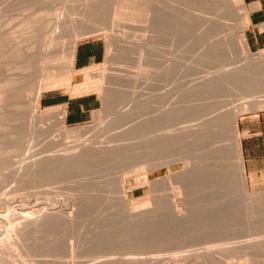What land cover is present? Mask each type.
I'll list each match as a JSON object with an SVG mask.
<instances>
[{
    "label": "rangeland",
    "instance_id": "1",
    "mask_svg": "<svg viewBox=\"0 0 264 264\" xmlns=\"http://www.w3.org/2000/svg\"><path fill=\"white\" fill-rule=\"evenodd\" d=\"M163 1L164 0H0V40L3 41L2 39L5 38L4 40L6 41H3L4 43L2 42L0 45V52H5L8 47H17V50L9 53L7 58L0 55V80H2L6 74L7 77L8 75L13 77L15 74L17 75V77L14 76L17 79L16 85H21V76L18 74H23L24 72L22 65H24L23 62L25 58V48L23 47L25 43L23 42L27 39V36H30L28 35L30 31L33 32L34 30L37 32L33 33L36 34L34 37H37V39H40V37L45 34L46 29L44 28H47L46 21H48L49 18H46V10H50L48 12L50 14L52 13L50 16L51 18L56 16L55 18L58 17V19L65 23V25L64 23L61 24L58 30H56L57 32L54 33L55 35L53 34V38L56 39L52 45L53 54H56L53 55V57L55 58L61 53L58 55L60 57L57 56L55 59L53 58L56 61L55 64L62 63L60 59L62 55H64V51L69 49L68 47H70L71 40L76 36L77 39L79 38L77 44L84 40L96 38L101 39L105 44L104 60L92 68V73L90 75H87L84 71L82 72V70L75 71L72 80V84L79 83L83 80L84 75L85 78L91 76L95 80L101 77L104 79V85L100 88L101 90L92 92L100 98L101 106L93 112L92 119L89 122L78 125H67L65 121H63L62 124L55 120L45 121L44 119H39V121L36 117L34 118L35 115L33 112H30L32 111L30 106L29 109L26 108L27 114H24L25 116L22 121H19V124L22 126L21 129L15 130V128L18 127V120L16 119L12 122H2V124L4 123L5 125H3L4 127H8V130L2 131L3 129L1 130L0 128V131H2L0 132V144L3 145H0V158L5 160L0 163V166L3 167V169L1 168L0 170V257L3 256L5 259H8V261L9 259L13 260V258H15L14 260L17 261V264H117L119 261L124 260L123 257L126 259L128 258V260L125 259L126 261H135L134 263L132 262L133 264L136 262L144 263L146 260L147 264L150 263V261V264H176L174 261L182 260L184 257L183 255L186 254L188 257L186 258L185 256L187 262L184 261L180 264H264V242H261L264 238V154L258 152L256 153V156L259 157L257 161H246L244 146L246 143H251L253 139L246 140L249 138V134L241 131L240 128L242 123L254 120L256 116L262 115V120L252 127L260 129V132H264V108L259 107V109L257 106L258 103H256L254 107L249 105L254 103L255 100L259 103L264 100V80H261L262 82L260 81V84L252 88L250 87L251 84L247 82L248 89L244 87H247L246 84L240 85L237 88H234V86L228 87L225 84L226 88H224L226 90L227 88L230 89H228L227 92H222L223 96L220 95L221 98H219L220 96L218 97L224 105L218 104L216 108L221 106L224 107L225 110H231L235 105H246L250 109V111L243 113L238 120V128L241 136L240 147L245 168L248 197L246 198L243 190L238 188L240 184L238 187L232 186L233 189L228 187L223 179H220L230 168H232V171L234 169V176L238 174L237 172L235 173V171H237L236 159H231L225 164L220 160V162L213 161L215 166L211 168H219L221 175L218 173L217 169V171H215L220 177L217 176L216 179L212 178V180H210L211 178L208 180L204 178L202 180V188L200 185H197V189L195 187V189L193 188L194 190H192V192L194 195L192 196L196 197H192L194 199L192 201L196 202H194L195 205L189 206L185 203H179L184 212H191L194 216H197V214L200 215L194 219L196 224L200 223L198 226H194V223H189L190 225L188 224L187 227L185 226L186 228H178L172 225H165V223V226H162L160 225L161 222L156 221V227L152 224H148L150 226L146 224V226L143 227L144 229L140 228L141 230H139L137 228L136 230L135 228L129 227L127 224V227H125V225H123L125 223H122L120 225L125 227V229H122L120 225H116L119 224L120 218H123L125 215L122 214L121 208H119L118 196L115 197L117 194L113 195L112 193L115 187L111 184L107 185V182L102 181L100 178L101 173H103L104 170L106 171V166L108 165L107 169L110 167L109 164H104V166L106 165L102 167L104 170L101 168L99 169L100 166L95 162L96 160H94L92 156H89V154V157H87L88 152L86 154L84 153L85 157L81 156L84 154H80V156H75L73 158L66 156L67 158H64V160L60 159L63 156L65 157L66 153L69 151L68 149L76 142L73 138L65 137V135L64 137L60 136L61 138L56 137L55 143L53 142V145H51V131L58 128V123L60 124L59 128L64 131L72 129L83 131L85 134L82 133V138H92L98 134L104 133L106 129L107 131L115 132L120 128L118 126V121L121 122L124 120L125 114L131 112L133 108L141 103L145 104L147 102V104L154 105L155 102H158V97L160 99L164 93L174 89V86L177 85L175 83L181 86L185 85V87L181 88H183L184 91L187 90L184 92L183 89L180 88L181 100L184 102V106L185 104L186 106L189 104L187 107H190L192 105H197L198 102L199 105L202 103V114L208 111L207 107L204 106V104L207 103L206 105H208L210 111L213 106L211 102L215 103L218 99L217 97H213L211 100L212 97L208 98L204 95L211 87L206 83L200 85L196 80L212 75L213 73L226 72L230 68L236 66L250 65V67H252L255 62L254 59L260 55H264V50L256 53L250 51V55H244L239 45L235 43V41H237L235 38L239 32L243 31L245 26L244 7L242 5L239 10L236 0H165L168 2L167 7L172 11L165 6L167 10L159 8L160 3H163ZM121 6H127L128 8H121ZM160 7H162V5ZM158 8L164 10V12ZM124 12L129 13L131 17L128 15V18H126L127 14H124ZM115 14L122 15L120 16L121 19L118 17L116 19ZM123 14L126 19L123 18ZM220 14L224 18L219 19L218 15ZM176 17H178L179 20ZM158 18L160 20L163 18V20L160 21ZM27 19L29 21H26ZM27 22L30 26L28 24V26H26ZM38 32L40 35H37ZM110 34L113 36V39L109 36ZM43 37L41 41H44ZM19 40L22 41L19 42ZM14 41L15 43H13ZM38 41L40 42V40ZM172 58L173 60L176 58V60L180 59L181 61L179 60L180 63L176 65L177 67H172L173 70L176 68L175 72L170 73L171 70L169 72L170 76L166 78L167 68L172 66L173 60L170 61ZM5 62L8 66L4 64ZM169 62L170 64H168ZM171 75L176 76L178 81L176 80L177 82H175L176 78L174 77L173 80ZM11 76L9 78H12ZM235 86H237V84ZM29 88L31 89L32 86ZM67 88L69 87H62L54 90L57 93L64 91L69 92ZM73 90L74 93H76V88H73ZM195 90H198L200 93L202 92L200 101L198 100L197 102L195 96L198 97L197 94H199V92ZM186 92H188L187 95ZM27 93L30 92L27 91ZM23 94V98H26V92ZM28 96L30 95L28 94ZM25 98L24 101L27 100V102L29 101L28 99H30V97H27L28 99L26 98V100ZM152 98L155 99L153 100ZM191 98H194V100ZM184 99L186 100L184 101ZM208 101H210L209 103L211 104H209ZM182 104L180 105L181 107L183 106ZM39 106L42 111L47 109L41 106V104ZM186 106L184 109L181 107L180 109L184 111ZM259 106H261V104H259ZM61 109L58 111L60 115ZM186 110L188 111L189 108ZM127 111L128 113H126ZM183 111L180 110L177 116L181 118L182 116L180 114H182ZM211 112L212 111L209 112L210 115L213 114V112ZM190 113L192 112H186L184 114L186 115L185 117L194 119L192 115L194 116L195 112L192 114ZM184 115L182 119H186ZM227 121H225V128L229 127V119ZM194 122L192 121V123ZM6 123L8 126H6ZM27 125H29V127ZM14 126L16 127L14 128ZM27 128L29 131H27ZM32 132L35 135L39 133V138H37V136L34 138L31 137L32 139H30L29 135L32 136ZM34 139L35 141H33ZM16 140H20L19 142L21 143ZM27 140L29 142H27ZM26 142L28 143L26 144L28 147L25 146ZM260 142L264 144V138ZM13 144L15 147L19 144L18 148H20L21 151L16 147L20 152H14L13 149L15 150L16 148L11 147ZM21 148H24L25 151ZM27 148L29 149L28 153L26 152ZM5 150H7L6 153ZM60 154L65 155L62 156ZM54 155L60 157L59 159L56 157L55 161H58L56 163H53L55 158ZM81 157H84V161L87 159L88 162L86 160L85 163H82L84 161L81 162V160H83ZM28 158H30V160L35 158V162L38 161L36 165L39 167L41 164L38 165V163L44 160L41 165V170H39V167L35 166L38 170L32 169L38 171L37 173L36 171H34L35 173L31 171L28 172L29 174L27 173L28 175L31 173V176L28 177L26 175L27 177L21 176L22 178H17L16 171H19L18 168L21 166L23 160L27 159L26 162L29 161ZM70 159L75 166L67 162V160ZM74 159L81 160L79 162L77 161V164H75L74 161H72ZM45 160L47 161V165L46 163L44 164ZM202 160L203 164L209 161L205 159ZM234 161L235 168H233ZM51 162L53 164H51ZM213 162L210 161L208 162L209 164H206L211 165ZM52 165H54V167ZM230 165L232 167H230ZM42 166L47 168H43ZM160 166L162 165L160 164ZM181 169V165H174L171 168L173 172ZM138 170H142V168H138ZM169 173V168L161 167L157 169L156 172L152 173L150 177L151 179H156L168 175ZM135 178V176H132L127 179L128 183L130 182L133 187L136 186L135 184L137 182ZM128 185L129 184H127V189L129 188ZM155 187L156 186H154L152 190L153 192L146 191L147 189L145 188H138L135 190L134 194L130 193V198L134 199L147 196L148 192L150 198H153L151 196L157 195L155 191L161 189L158 186ZM197 190L200 195L196 192ZM168 193L170 194L171 191L167 192V194ZM177 198L179 199V197ZM228 202L233 203H230L232 206L231 208H228L230 207ZM152 206L154 205L152 204ZM165 214L167 215L168 213H161V216L163 217ZM227 215L231 216L227 217ZM233 215L236 216H234V219H231ZM222 216H225V218ZM223 219H226V221L229 219L233 222H226ZM222 220L228 225H230L229 223L233 224L235 221H238V225L235 223L231 226H225L222 222L219 223ZM117 221L119 222L115 224ZM244 222L246 224H244ZM107 225L111 228H105ZM15 226L20 228L17 227V229H19L17 231L19 232L15 240L11 239L9 241V229L10 227L15 229ZM115 226H117V228L120 226L121 228V230H119L120 228L118 229L116 235L113 233L116 229ZM109 228L115 229L110 230ZM175 228L178 229L175 230ZM179 229L184 230L182 232V230ZM185 229L187 231L189 230V232L191 231V234ZM225 230H227L226 233ZM185 231L187 233H185ZM228 231L230 233H228ZM237 231L239 232L237 233ZM246 231L248 232L246 233ZM226 234L231 236L227 237ZM239 234L242 236L247 234L250 238L252 236L251 239L253 241H250V238H247V236L246 240L244 238L245 236H243L244 239L240 236L245 242L249 240V243L246 242L249 244V246L246 245L247 247L251 246L250 242H257H254L256 245L252 243L253 247L251 246L250 248L252 251L245 247L246 243H244V247L242 246L244 241L239 238ZM237 235L238 237H236ZM231 237L233 240H231ZM173 238L176 239L173 241ZM238 238L240 241L242 240V244ZM256 238L259 240L257 241ZM177 239L183 242L178 243ZM258 242L262 244L260 245ZM234 245L235 247L242 246L244 249L246 248V251L240 250V252H238V249L243 248L236 247V250L234 249L235 247H233ZM10 246H13L12 249H14L11 252L9 251L11 254L8 252ZM255 246L257 248H255ZM247 252L249 253L247 254ZM8 253L10 255H7ZM138 253L143 256H140ZM126 254L128 255L127 257ZM189 255H192V257L190 258ZM141 258L142 260H140ZM125 260L123 261L124 263L121 262L127 264Z\"/></svg>",
    "mask_w": 264,
    "mask_h": 264
},
{
    "label": "bare ground",
    "instance_id": "2",
    "mask_svg": "<svg viewBox=\"0 0 264 264\" xmlns=\"http://www.w3.org/2000/svg\"><path fill=\"white\" fill-rule=\"evenodd\" d=\"M236 1H237L239 10L242 7V5L244 7L243 0H236ZM161 5H162V7H160ZM164 6L165 7L168 6V2L165 0L163 1V3H160L159 8H162V9L164 8V10L165 9L167 10V8L169 9V7L165 8ZM123 7L124 6H121V8H123ZM124 8H128V7L126 6ZM162 9H159V10L164 12V10H162ZM124 10H126V9H124ZM142 10H143V8H142ZM142 10H141V12H142ZM169 10H168V13H169ZM46 11H47L46 18H48V17L51 18L50 16L52 13L50 14L48 12L50 10H46ZM132 11H133V9H132ZM137 11H138V9H137ZM170 11H172V10H170ZM182 11H184V10H182ZM182 11H181V13H182ZM44 12H43V14H44ZM127 12H124V14H127L126 18H128L127 16L130 15ZM138 14H140V13H138ZM142 14H143V12H142ZM120 16H122V15L115 14L116 19H117V17L121 19ZM164 16H166V15H164ZM55 17L56 16H54L51 19L48 18V21H46L47 28L46 27L44 28V29H46V32L43 35L44 37L42 36L44 41H41L42 37H40V39L39 38L37 39V37H34V35L36 36V34H33L35 32L33 29H32L33 32H31L29 30L30 32L28 35H30V36H27V39L23 42V43H25V46H23L25 48L24 49L25 50L24 51L25 52V58H24V62H23L24 65H22L24 72H23V74H18L19 76H21V80H22L20 82L21 85H19V84L16 85L17 79L14 76L17 77V75H15V74L13 76L15 79L11 75L10 76L12 78H9L10 77L9 75L7 77V74H6V76H5L6 78L4 77L2 80H0L1 81L0 82V124H2V122H12V121H15L14 119H16V120H18V124H17L18 127L15 128L17 126L16 124H15L16 126H14L16 131L18 129L22 128L21 124H19V121H22V119L25 116L24 114H27L26 111H27V109H29V106L32 110L30 112H33V114L35 116L33 114L32 115L34 116V118L36 117V119H38V120L39 119H41V120L44 119L45 121L46 120H48V121L49 120H55L61 124L63 122V114H62V112H60L61 113V115H60L58 112V111H60L59 109H61V107L48 108L45 111H42L40 109V106H39L41 96L44 92L51 91V90L58 89V88H62V87H70L72 85V80H73V76H74V68H73L74 62L73 61H75L74 55L76 52L75 50L77 49L76 46H77V42H78L79 38L77 39L76 38L77 36H76V37H74L73 40H71L72 42L70 43V47H68L69 49L67 51H64L65 53H64V55H62V58L60 59V60H62L61 61L62 63H60V64L58 63L59 66H58V64H55L56 61L54 59L58 55H60L61 53L58 54L55 58L53 57V55H56L55 53L53 54L54 51H52V48H53L52 45L54 44V42L56 40L53 38L54 37L53 34L56 33L57 32L56 30H58V28L61 26V24L64 23L62 20L58 19V17L57 18H55ZM129 17H131V15ZM183 17H184V15H183ZM218 17H219V19L224 18V17H222L221 14L218 15ZM123 18H125V15ZM168 18H169V15H168ZM176 18L178 19V17H176ZM185 18H183V19H185ZM28 19L26 21H29ZM158 20H160V19L158 18ZM162 20H163V18H162ZM162 20H160V21H162ZM164 22H165V20H164ZM27 24L29 25L28 22L26 23V26H28ZM64 25H65V23H64ZM166 26H168V25H166ZM59 30H61V29H59ZM35 33H37V32H35ZM109 33H110V31H109ZM37 35H40V33L38 32ZM109 36H111V38L113 39V36L111 34ZM4 39H2V40L4 42H6ZM15 40H17V39H15ZM38 40H40V42H42V43H40ZM235 40H237V41H235V43H237L239 45L243 54L244 55L245 54L250 55V51H249L247 45L245 44L243 31L238 33ZM3 41L0 40V45L2 44ZM11 41H13V40H11ZM21 41L22 40H19V42H21ZM13 43H15V41ZM19 44H21V43H19ZM15 50H17V47H8L5 52H2V53L0 52V55L7 58L9 53H11ZM58 57H60V56H58ZM253 59H254V57H253ZM172 60H173V58L170 61H172ZM179 60L178 59L176 60V58H174V60L172 61V66L168 65L169 67L167 68L168 71L166 70L167 71L166 76H165L166 78H168V76H170L169 72L171 70L172 71L170 73L175 72V69H176L175 67H177L176 65L180 63ZM254 61H255L254 65L252 67H250V65H248V66L247 65L236 66V67L230 68L227 71L225 70L226 72L217 73V74L213 73L212 75H209L207 77H203L202 79H199L196 81H198V83L200 85H202V83H206L211 87L210 89H208V92L206 91V93H204V95H206L208 98L212 97L211 100L213 99V97L214 98L217 97V99H218V97L220 95L223 96L222 92H224V91L227 92V90L230 89V88H227V90H226L225 84L228 87L234 86V88L235 87L237 88L240 85H244L248 82L249 84H251L250 87L252 88L253 86H256L257 84H260L261 80L262 81L264 80V55H262V56L260 55L259 57H256V59H254ZM4 64L6 65V62ZM168 64H170V62ZM6 66H8V65H6ZM173 66H175L174 70L172 68ZM223 71H224V69H223ZM16 72H14V73H16ZM85 73L87 75H90L92 73V68L85 70ZM177 73H178V71H177ZM171 76H172V79L174 77L176 78L175 82L178 81L176 76H174V75H171ZM93 79L94 78L91 76L88 77L85 83L76 87V91L96 92V91L101 90L100 88L104 85L103 77L96 79V80L95 79L93 80ZM13 82L15 85L13 84ZM175 84H177V85L174 86V89L173 90L171 89L169 92L164 93L162 98L159 99V97H158V102H155L154 105L147 104V102L145 104L141 103L140 105L133 108V110L130 109V110H132L131 112L128 113V111H127L126 113H128V114H125L126 116H125L124 120H122V118H123L122 117L121 118L122 121L121 122L118 121V126L120 128L117 129L115 132L114 131H107V129L105 131V129H104L105 132L102 133L103 132V130H102V132H100L102 134H100V135L98 134L92 138H82L81 135H82L83 131L81 132L77 129L64 131V130L59 128L60 127L59 123L57 124L58 128L51 131L52 133L50 132L51 137H52V138L50 137L51 138L50 141L52 143V144L50 143L51 145H53V142L55 141L56 137H60V136L64 137V135H65V137L73 138L74 140H76L75 144L72 145L68 149L69 151L66 149L68 151V153H66V155L63 154V155H65V157L62 154H60L63 156L61 158L59 156L57 157L56 155H54L55 158H54V161L52 160L53 163L58 162V161H55L56 157L58 159L60 158V159L64 160V158H67V157L73 158L75 156H80V154H84V153L86 154L88 152L87 157L92 156V158L94 160H96L95 162H97L98 165L100 166L99 169L100 168L102 169V167H105L107 165L106 163L109 164L110 167L107 169V166H108L107 165L105 168L106 171L104 169H102L104 171H103V173H101L100 178L102 179V181L107 182V185L108 184L114 185L115 188L112 191V193H113V195L117 194V195H115V197L118 196L117 198L119 201V208H121L122 214L125 215L123 218H120V222L119 221L115 222V224L119 222V224H116L117 226L122 224V223H125V224H123V225H125V227H127V225H128L129 227H131L133 229L135 228L137 230V228H138L139 230H141L140 228L144 229L143 227L146 226V224L147 225L152 224L153 226H155L156 221L161 222V224L160 223L159 224L162 226L172 225V226H175L178 228H182V227L186 228L189 223H194L195 224V225L193 224L194 226H198V224H200V223L196 224L195 223L196 221L194 219H195V217L197 218L200 215L197 214V216L196 215L194 216L193 213L189 212V210H188L189 213L184 212L183 208L180 207L179 203H183V204L185 203L186 205H189V206L195 205L196 202L192 201V200H194L193 198L196 196H192V195H194L192 190H194L199 185L201 187L202 186V180L204 178H206L207 180L211 178L210 180H212V178L216 179L217 176H219L218 175V173L220 174L219 168L218 169L216 168L218 170V173L216 172L217 171L216 169L211 168V167L215 166L213 161L216 162V161L220 160L222 163L225 164L228 161H230L231 159H233V160L236 159L235 161L237 163V165H236L237 171H235V173L237 172L238 174H235V176L238 175L239 177L234 176V172H233L234 169L232 171V168H230L226 174H224L221 177L219 176V177L221 180L223 179L227 183L228 187H231V188L238 187V185L240 184V187H238V188H241V190H243V193L245 194L246 198L248 197L247 187H246L247 184H246V178H245V168H244V162H243V158H242V154H241V147H240V133H239V129H238V120H239V117L243 113L250 111L249 107L246 105L245 106H243V105L236 106L235 105V106H233L234 108L232 107L231 110L230 109L225 110V108L221 107V106L219 108H216V105L218 106V104H220V105L223 104L220 99H218V100L216 99L217 101L215 103L211 102V103H213L212 108L210 106V108H211L210 111H212L214 115L213 114L210 115L209 114L210 111H209L208 105H206L207 104L206 102H204V103H206V104H204V106L207 107L208 111L204 112L202 114H201L202 103L199 105L198 104L199 102H198L197 105H192L190 107H187L189 105L187 102L188 105L186 106V104H185L186 109L189 108V110H188L189 112H192V113L195 112L194 116L192 115V117H194V119H192V118L190 119L188 117H185L186 115H184L188 111L185 109L186 110V112H185V110L183 111L182 109H180V107H181L180 105L182 103H183L182 104L183 106L181 108L184 109V107H185L184 102H182V100H181L182 96H181V92H180V88L185 87V85L181 86V85H178V83H175ZM236 84H237V86H235ZM246 85H247V87L246 86H244V87L248 89L249 88L248 84H246ZM31 86H32V88L30 89L29 87H31ZM181 89H183V88H181ZM22 91L26 92L27 95L25 94V96H27L28 98L30 97V99H28L26 97L29 100L28 102H27L25 97L24 98L26 101H24V98H23L24 94L23 93H25V92H22ZM27 91L30 93H27ZM183 91H184V89H183ZM185 91H187V90H185ZM195 91H198V90H195ZM188 92H186V95ZM192 92H194V91H192ZM28 94L30 96H28ZM199 94H197L198 97L195 96V94H194L195 99L197 98L196 102L198 100L200 101V98L202 96V92L201 93L199 92ZM192 95H193V93H192ZM221 96L219 98H221ZM186 99H184V101ZM191 99L194 100V98H191ZM205 99H206V97H205ZM209 102L210 101H208V103ZM193 103H194V101H193ZM211 103H209V104H211ZM256 103H258V105H257L258 108L259 107L264 108V106H262V105H264V100H262L260 103L257 102V100H255L254 103L249 104V105L254 107V106H256ZM259 104H261V106H259ZM180 110L183 111V113L180 115L182 117L184 115V117L186 119H182V117L180 118L179 116H177V113L179 114ZM253 110H254V108H253ZM192 113H190V114H192ZM64 119H65V114H64ZM226 119L227 120L229 119V124H228L229 127L227 126L228 128H225L226 127L225 121H227ZM192 121L193 122L195 121V122L192 123ZM3 125H4V123L2 125H0L1 130L3 129L2 131L6 130L8 128V127H4L5 125L4 126ZM224 125H225V127H224ZM6 126H8L7 123H6ZM27 126L29 127V125H27ZM118 126H116V127H118ZM2 131H0V132H2ZM27 131H29V129ZM31 131H34V130H31ZM32 134H33V132H32ZM36 134L37 135L33 134L32 136L29 135L30 139L37 137V136H38L37 138H39V135H38L39 133H36ZM83 134H85V133H83ZM26 138H25V140H26ZM1 139H2V137H1ZM35 139L33 141H35ZM28 140H29V138H28ZM28 140H27V142H29ZM16 141H18V140H16ZM27 142L25 143L26 147H28L26 145V144H28ZM12 143H11V145H12ZM19 143H21V142H19ZM0 145H2V144H0ZM18 145L16 146L17 148H18ZM11 147H15L14 144ZM18 149L20 150V148H18ZM21 149H24V148H21ZM9 150H10V147H9ZM15 150L13 149L14 152H20L21 151V150L20 151L19 150L15 151ZM6 151L7 150H5V153H6ZM23 151H25V149ZM26 152L27 153L29 152L28 148L26 149ZM7 153H9V152H7ZM85 154L81 155V156L85 157ZM88 154H89V156H88ZM84 157H81V159H83V160L80 159L81 162L84 161ZM31 159H32V157H31ZM202 159H205L206 161L209 160L208 162L211 161V162H213V164L207 165V164H209L208 162H206L207 164L205 162L203 164ZM26 160H23L21 162L22 164L18 168L19 171H16L17 174L16 173L15 174H16L17 178L18 177L22 178L21 176L24 177L26 175L29 177V176H31V173H30V175H28L29 174L28 172L32 171V173H33L34 171H36V170H33L32 168L37 169V168H35V166H37L36 164L38 161L35 162V158L33 160H30V158H28V160L30 162L29 161L26 162ZM46 160H48V159H46ZM46 160H45L44 164L46 163V165H47ZM80 160L74 159L72 161H74V163L77 164V161L79 162ZM86 160L82 163H85ZM4 161H5L4 159L0 158V163H2ZM43 161H40L41 163L39 162L38 165H40V164L42 165ZM65 161H66V159H65ZM89 161H91V160H89ZM235 161H234V164L233 163H230V164H233V166H234ZM67 162L73 164V162H71V159L67 160ZM87 162H88V160H87ZM53 163L51 162V164H53ZM104 164H106V165L104 166ZM160 164L162 166H160ZM41 165H40V167L37 166L40 168L39 170H41ZM156 165H157V167H156ZM174 165L175 166L181 165L182 169L173 172L171 170V168ZM45 166L44 167L42 166V167L47 168ZM52 166L54 167V165H52ZM161 167L169 168L170 173L168 175H164L163 177H160V178L151 179V177H150L151 174L156 172V170L161 168ZM217 167H218V165H217ZM230 167H232V166L230 165ZM1 168L3 169L2 166H0V170H1ZM48 168H50V167H48ZM138 168L139 169L142 168V170H138ZM233 168H235V166ZM37 172L38 171H36V173ZM221 172L225 173L223 171H221ZM132 176H135L136 177L135 179L137 181L135 184L136 186H134V187L131 186L130 182L128 183V180H127V179L131 178ZM127 184H129L128 189H127ZM221 184H222V181H221ZM109 186H108V188H109ZM154 186H156V187L158 186L161 189L159 191H157L155 189L156 190L155 192L157 193V195L151 196L153 198H150L149 192H148L147 196H142V197L134 198V199L130 198V193L134 194L136 189L145 188V189H147L146 191H152L154 189ZM215 188H217V187H215ZM235 189H237V188H235ZM170 191H171V193L167 194V192H170ZM196 192L198 193V190ZM112 193H111V195H112ZM244 194H243V196H244ZM198 195H200V193H198ZM182 196H183V198H182ZM177 197H179V199ZM232 202H233V200H232ZM232 202H230V203H232ZM230 203H229L230 207L227 206L228 208L232 207L230 205ZM152 204L154 206H152ZM51 207H53V206H51ZM225 207H226V205H225ZM188 208H190V207H188ZM161 213L162 214L168 213V214L167 215L165 214V216L162 217ZM29 214H31V213H29ZM118 214H120V213H118ZM223 214L226 215L225 213H223ZM228 216H231V215H227V217ZM234 216H236V215H233V217H231V219H234L235 218ZM245 216H247V215H245ZM222 217L225 218V216H222ZM237 217H236V219H237ZM223 220L226 221V219H223ZM223 220L220 222L218 221V222L219 223L222 222L225 226L228 225V224H225V222H223ZM228 220L226 222H231V223L233 222V221H230V220L228 221ZM237 222L238 221H235V223H237ZM164 223H165V225H164ZM231 223H229L230 225H228V226L235 224V223H233V224H231ZM223 224H221V225H223ZM244 224H246V223L244 222ZM237 225H238V223H237ZM117 226H115V228H116V229L114 228L115 230L113 228L110 229L111 227L108 225L105 226V228L110 227L109 229L114 230L115 232L113 231V233H115V235H116V232L118 231V229L120 228L121 225L119 226V228H117ZM148 226H150V225H148ZM11 227H10L9 233H8L9 241L11 239L15 240V237H17V234L19 232L17 230L20 229L18 226H15L16 227L15 229L14 228L12 229ZM17 227L19 229H17ZM123 227H122V229H125V227L124 228ZM129 227H128V229H129ZM178 228H175V230ZM109 229H108V231H109ZM119 230H121V228ZM179 230H182V232H183L184 229H179ZM186 231H185V233L188 232L189 234H191L190 233L191 231L190 232H189V230L187 232ZM226 231L227 230H225V233H226ZM238 232L239 231H237V233ZM247 232L248 231H246V233ZM111 233H112V231H111ZM228 233H230V232L228 231ZM230 236L227 235V237H230ZM240 236L242 238H243V236H245L244 238L246 240L247 234L243 235V236L241 234H239V238H240ZM248 236H247V238H250ZM236 237H238V235ZM239 238H238V240H239ZM242 238H240V239H242ZM251 238H252V236H251ZM251 238H250V241L252 240ZM175 239L176 238H173L172 240L174 241ZM16 240H17V238H16ZM177 240H178V243L183 242L181 240L179 241V239H177ZM231 240H233V238ZM245 240H243L244 241L243 244L239 240L241 242L242 246L246 242L249 243V240L246 242H245ZM258 240L259 239H257V241ZM263 240H264V238L261 241L262 243L264 242ZM254 242H250L251 246H252V243H254ZM247 243L245 244V247L249 246V244H247ZM255 243H257V242H255ZM255 243H254V245H256ZM258 243L260 245L262 244L260 242H258ZM242 246L241 247L236 246V247L237 248H243L244 246L243 247ZM251 246L247 247V249L249 250L251 248ZM12 247L13 246L9 247L8 252L9 251L11 252L12 250H14V249H12ZM184 247H182V248H184ZM229 247H231V246H229ZM233 247H235V245ZM236 247L234 249H236ZM255 248H257V247L255 246ZM179 250H182V249H179ZM240 250L246 251V248L245 249L244 248L238 249V252H240ZM233 251H235V250H233ZM122 252H125V251H122ZM9 253L7 255L11 254V253L10 254ZM248 253L249 252H247V254ZM127 254H126V257L128 256ZM258 254H259V252H258ZM134 255H135V253H134ZM140 256H143V255L141 254ZM183 256H184L183 258L181 256L182 260L179 258L180 260H177L174 262L176 264H180L181 262H184V261L187 262V260L185 259L186 254ZM189 256H190V258L192 257V255H189ZM2 257H0V264H17V261H15L14 260L15 258H13V257H12L13 260L9 259V261H8V259H5V257H3V258ZM120 257H122V256H120ZM205 257H207V256H205ZM123 258H124V260L126 259L125 257H123ZM186 258H188V257L186 256ZM121 259H119V260H121ZM124 260H121V261L123 262ZM126 260H128V258ZM132 260H133V258H132ZM140 260H142V258ZM143 260H144V258H143ZM117 261H116V263H117ZM121 261H119L118 263H120ZM112 262H115V261H112ZM122 262L120 264L124 263V262L123 263ZM126 262H127V264L128 263L131 264L133 261L129 260ZM146 262H147V260L144 261V263H140V262L139 263L136 262V263L137 264H147ZM150 263H151V261H150ZM150 263H148V264H150Z\"/></svg>",
    "mask_w": 264,
    "mask_h": 264
},
{
    "label": "crops",
    "instance_id": "3",
    "mask_svg": "<svg viewBox=\"0 0 264 264\" xmlns=\"http://www.w3.org/2000/svg\"><path fill=\"white\" fill-rule=\"evenodd\" d=\"M243 2L245 20L243 35L245 43L249 51L256 53L264 50V0H243ZM76 48L75 61H73L74 72L81 70L85 72V70L95 67V65L100 64L104 60L105 44L101 39L96 38L81 41L77 44ZM87 78L84 75L81 82L72 84L71 87L67 88L69 92L57 93L55 90L44 92L40 99L41 106L47 109L48 107H63L61 109L63 121L67 125H78L89 122L92 119L93 112L101 106L100 98L92 92L75 90L76 93H74L73 90V88L75 89L77 86L85 83ZM262 118V115H258L256 119L246 121L240 127L241 131L249 134V138L246 140L253 139L251 143H246L244 146L246 161L248 162H254L259 159L256 153L260 152L264 154V144L260 142L264 138V132H260V129L252 127L259 123Z\"/></svg>",
    "mask_w": 264,
    "mask_h": 264
}]
</instances>
